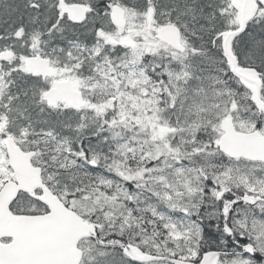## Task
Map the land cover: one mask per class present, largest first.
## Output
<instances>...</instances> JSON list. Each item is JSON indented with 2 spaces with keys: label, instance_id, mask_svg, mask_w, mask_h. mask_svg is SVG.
<instances>
[{
  "label": "snow or ice",
  "instance_id": "1",
  "mask_svg": "<svg viewBox=\"0 0 264 264\" xmlns=\"http://www.w3.org/2000/svg\"><path fill=\"white\" fill-rule=\"evenodd\" d=\"M0 264H264V0H0Z\"/></svg>",
  "mask_w": 264,
  "mask_h": 264
}]
</instances>
